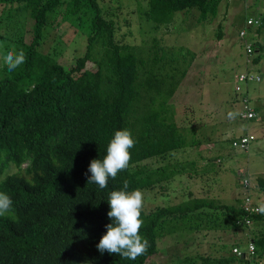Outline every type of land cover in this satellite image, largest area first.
I'll return each mask as SVG.
<instances>
[{"label":"trees","instance_id":"16d2710c","mask_svg":"<svg viewBox=\"0 0 264 264\" xmlns=\"http://www.w3.org/2000/svg\"><path fill=\"white\" fill-rule=\"evenodd\" d=\"M220 1L148 0L145 14L156 26L193 8L206 20L216 15ZM14 3L28 10L32 37L27 42L23 29L11 46H3L4 51L23 49L26 62L12 73L3 65L0 72V191L13 200V213L0 217V264H147L165 235L241 229L248 225L239 222L263 218L239 206L193 197L142 210L140 234L150 247L136 260L101 254L96 245L112 222L107 216L109 193L122 190L125 180L127 191L151 188L176 172L168 169L170 157L184 139L176 125L164 121V114L184 71L172 59L166 70L156 55L144 59L133 46L117 42L114 22L104 18L96 0H0V6ZM56 11L60 21H69L86 36L84 53L68 68L37 49L48 15ZM94 46L101 50L97 61L90 57ZM258 61L259 56L253 58ZM122 129L130 130L136 141L129 167L109 178L107 188L87 184L91 160H102L114 133ZM151 158L161 166L140 165ZM257 182L264 192V178ZM251 233L254 259L264 264V231ZM247 261L230 247L219 256L185 257L181 264Z\"/></svg>","mask_w":264,"mask_h":264},{"label":"rangeland","instance_id":"374dc122","mask_svg":"<svg viewBox=\"0 0 264 264\" xmlns=\"http://www.w3.org/2000/svg\"><path fill=\"white\" fill-rule=\"evenodd\" d=\"M96 1L104 18L114 22L117 42L133 46L144 59L156 55L166 64V70L173 64L172 59L178 71H184L164 114L165 122L177 126L184 145L170 157L173 165L168 169L174 168L175 174L141 190L143 210L152 211L193 197L240 207L249 194L255 203H264V192L257 182L264 178V26L251 27L245 37L239 36L248 17L264 19V0H221L214 17L200 20L198 10L193 8L175 12L170 23L157 26L145 14L148 0ZM58 13L48 15L37 49L68 68L84 53L86 36L69 21H60ZM56 19L59 23L54 22ZM31 27L29 12L22 4L0 6V55L6 52L3 46H11L23 29L24 39L29 42ZM246 42L256 43L250 56L243 49ZM257 56L259 61L254 63ZM90 57L97 61L101 50L94 46ZM3 65L0 60V72ZM244 70L263 77L243 86L255 108L256 115L250 120L239 117V95L234 90L236 77ZM230 111L237 113L234 119H229ZM245 134L252 135L246 149L231 146L233 137ZM140 165L161 166L157 158ZM244 177L248 179L247 187L242 186ZM257 228L264 231L263 219L241 229L168 234L158 240V251L147 264H181L185 257L200 254L219 256L238 246L237 237L244 249L251 231Z\"/></svg>","mask_w":264,"mask_h":264},{"label":"clouds","instance_id":"9594fccd","mask_svg":"<svg viewBox=\"0 0 264 264\" xmlns=\"http://www.w3.org/2000/svg\"><path fill=\"white\" fill-rule=\"evenodd\" d=\"M0 60L6 66L7 72L12 73L26 62V54L23 49L17 51L13 46L11 50L0 55ZM236 115L237 113L231 111L228 113L229 119H234ZM135 143L130 130H117L108 143L104 158L91 160L88 168L91 175L87 177V184L93 183L101 189L107 188L109 178L114 180L119 172L129 167L130 149L135 147ZM128 187V181L125 180L122 190H113L109 193L107 202L110 211L107 216L112 222L105 225L107 231L96 247L101 254L107 251L109 254H118L121 259L134 261L147 252L150 244L148 239L140 234L144 223L141 218L144 194L139 189L127 191ZM254 204L258 206L257 213L264 214V203L254 202ZM12 213L13 200L6 192L0 191V217ZM245 220L239 224L250 225L252 223L249 219L251 223L245 224Z\"/></svg>","mask_w":264,"mask_h":264},{"label":"built area","instance_id":"2783aa9c","mask_svg":"<svg viewBox=\"0 0 264 264\" xmlns=\"http://www.w3.org/2000/svg\"><path fill=\"white\" fill-rule=\"evenodd\" d=\"M259 21V23H257ZM262 25V20L260 18L256 17H248L244 23V26L239 30V36L245 37L247 34V30L251 27H259ZM244 52L246 56H250L252 53H254V47L253 43L246 42L244 44ZM263 79V77L259 74L252 73L249 70H244L243 72H240L235 81L234 90L239 95V103H240V110H239V117L245 120L253 119L256 115L254 107L251 105L250 99L247 96L246 91L244 90L243 86L250 83V82H259ZM252 138V135H240L233 137L231 139V146L239 149H246L249 140ZM248 185V179L244 177L242 179V186L247 187ZM241 208L250 213H257V208L251 198V196L248 194L244 198V203L242 202ZM251 221L249 219L245 220V224H250ZM232 253L235 256H242L243 259L248 260L247 262L243 263H237V264H260V262L255 261V245L252 240H249L247 242V245L244 249L241 247L234 246L232 248Z\"/></svg>","mask_w":264,"mask_h":264},{"label":"crops","instance_id":"0c3cea01","mask_svg":"<svg viewBox=\"0 0 264 264\" xmlns=\"http://www.w3.org/2000/svg\"><path fill=\"white\" fill-rule=\"evenodd\" d=\"M261 202H262V201H261ZM259 203H260V201H259ZM263 220H264V216H263ZM259 227L263 228V225H260Z\"/></svg>","mask_w":264,"mask_h":264}]
</instances>
